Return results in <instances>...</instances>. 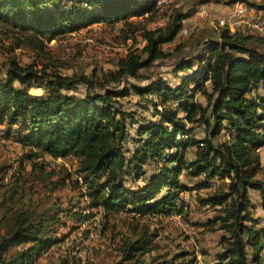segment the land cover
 Instances as JSON below:
<instances>
[{
    "label": "trees",
    "instance_id": "trees-1",
    "mask_svg": "<svg viewBox=\"0 0 264 264\" xmlns=\"http://www.w3.org/2000/svg\"><path fill=\"white\" fill-rule=\"evenodd\" d=\"M46 1L0 0V25L12 39L8 47L38 50L61 32L77 31L93 22L119 21L121 30L128 27L127 38L141 35L145 43L119 58L102 76L96 71L51 72L46 66L10 58L6 68L0 69V123L8 125L7 134L17 124L28 128L21 141L39 148L28 152L29 158L77 154L91 205L106 211L172 209L178 204L179 191L189 189L180 179L183 170L191 177L204 175L197 186H207L215 176L223 177L221 187L204 198L220 207L212 220H219L225 230L217 264H262L264 224L259 225L260 217L252 214L255 202L250 189L260 190L264 209V179L257 177L264 145V38L232 32L227 26L201 33L175 47L184 52L173 67L175 72L184 71L178 74V84L160 74L141 83L129 79L147 78L141 69L171 56L174 52L162 45L175 40L185 28V20L209 0L172 5L166 22L157 26H148L143 19L155 20L162 6L158 0H74L58 6H46ZM32 82H40L38 86L48 94L30 92ZM80 82L87 87L84 96L63 91L75 89ZM130 90L139 95L160 92L161 102H154L158 120L139 122L134 110L123 107L119 97ZM196 91L204 101L193 99ZM171 100L176 101L175 106L167 104ZM137 122L133 137L139 144L128 155L129 125ZM197 128L203 134L194 132ZM190 148L194 150L188 157ZM149 159L158 162V170L143 183L126 185L125 176L143 177ZM33 169L55 173L38 162H33ZM103 171L106 174L101 178ZM68 175L54 187L62 185ZM166 186L169 188L163 190ZM50 218L49 210L6 206L0 214V264H23L29 250L18 246L25 242L52 241L47 234ZM154 235L144 232L136 238L127 237L120 258L93 264H170L143 256L152 249ZM251 246L258 247L252 255ZM182 264L195 262L190 259Z\"/></svg>",
    "mask_w": 264,
    "mask_h": 264
},
{
    "label": "rangeland",
    "instance_id": "rangeland-1",
    "mask_svg": "<svg viewBox=\"0 0 264 264\" xmlns=\"http://www.w3.org/2000/svg\"><path fill=\"white\" fill-rule=\"evenodd\" d=\"M73 1L47 0L45 5H70ZM226 1L209 0L201 3L192 18L185 20L184 25L191 26L189 31L183 33L181 30L177 40L162 45L165 50L174 53L157 60L149 68L141 69L140 72L145 73L147 78L131 77L129 80L146 83L150 78L160 74L172 84H178L180 82L178 74H183L184 71L175 72L173 67L176 59L184 52L175 49L176 45L184 40L198 37L201 33L228 27V25L220 26V21L216 19V16L225 12L222 10L225 5L229 8L230 4ZM244 1L248 4L264 6V0ZM158 2L162 3V6L155 20L143 19L148 26L164 24L172 5L186 6L193 0H158ZM121 25L122 21L93 22L77 31L57 34L47 41L45 47L38 50L26 46L8 47L12 39L4 33L0 25V69H5L9 59L14 57L21 64L35 63L37 67L46 66L51 72L89 74L96 71L98 76H102L103 71L114 67L119 58L136 47H142L145 43L141 35L127 38L128 27L121 30ZM32 84L29 86L30 92L48 94L45 88L35 82ZM86 90V84L80 82L75 89L63 91L84 96ZM161 98L159 91L139 95L130 90L127 95L119 97V100L127 110L135 111L139 122L147 123L159 119L154 102L160 103ZM193 99L204 101L205 97L196 91ZM167 104L175 106L176 101L171 100ZM162 107L163 105L159 106ZM180 114L185 113L180 110ZM139 122L129 125L130 135L125 144L129 150L128 155H131L136 144H139L133 137L137 135ZM7 129L6 123H0V214L6 206L11 205L35 208L38 211L49 210L51 213V218L48 220L50 230L47 234L52 237V241L45 244L32 241L19 245L20 249L29 250V255L23 264H60L64 260L66 264L109 263L120 258L121 245L127 237L136 238L144 232L155 233L152 249L143 255L148 260H166L170 264H182L190 259H193L195 264H217L219 261L218 256L224 246L222 235L225 230L220 227L219 220L212 219L220 213V207L205 202L204 198L209 192L221 187L224 182L223 177L215 176L207 186H197L198 181L204 180V175L191 177L186 170H183L180 179L189 185V189H179L180 195L176 199L178 204L172 209L163 207L143 212L132 209L106 211L101 206L91 205V196L79 172L80 157L77 154L69 153L59 157L43 154L29 158L26 154L39 148L21 141V137L28 133V128L17 124L10 129L9 134ZM197 131L198 128L194 130ZM198 134L203 132L200 130ZM261 147L262 168L257 177L264 179V147ZM193 150L194 148L191 152V148L189 149L188 157L192 155ZM33 162L43 165L47 171L53 169L55 173L48 174L38 169L34 170ZM158 165L157 161L149 159L144 164L143 177L135 179L132 176H125V184L136 186L138 183H143L146 176L149 177L158 170ZM68 173L70 175L66 176L64 183L54 187L55 182ZM105 174L106 171H103L101 178H104ZM166 188L169 187L166 186L163 190ZM250 190H252L251 198L256 200L255 206L251 208L252 214L260 217L259 225L264 224L261 192L254 188ZM256 250H258L256 246L249 247L251 255ZM182 252H187L186 256H181ZM198 254L200 258L197 259Z\"/></svg>",
    "mask_w": 264,
    "mask_h": 264
},
{
    "label": "built area",
    "instance_id": "built-area-1",
    "mask_svg": "<svg viewBox=\"0 0 264 264\" xmlns=\"http://www.w3.org/2000/svg\"><path fill=\"white\" fill-rule=\"evenodd\" d=\"M221 25H229L232 32L242 31L253 35H264V7L259 4H248L244 0H235L226 12L216 16ZM191 26H185V33ZM200 258L199 254L197 259ZM264 260V246L262 248Z\"/></svg>",
    "mask_w": 264,
    "mask_h": 264
},
{
    "label": "crops",
    "instance_id": "crops-1",
    "mask_svg": "<svg viewBox=\"0 0 264 264\" xmlns=\"http://www.w3.org/2000/svg\"><path fill=\"white\" fill-rule=\"evenodd\" d=\"M218 4L221 5V3H218ZM226 6H227V5H225V8L222 9V10L225 11V12L228 10V7H226ZM229 7H230V6H229ZM191 18H192V16L189 17V18H187V19H191ZM194 19H195V18H194ZM184 26H185V25H184ZM179 35H180V34H179ZM179 35H178V36H179ZM178 36L175 38V40L178 39ZM262 147H264V145H263ZM262 147H261V148H262ZM251 191H252V190H250V192H251ZM252 198H253V197H252ZM253 201H256V200H254V198H253ZM255 203H256V202H255ZM261 207H262V206H261ZM262 209H263V207H262ZM263 210H264V209H263Z\"/></svg>",
    "mask_w": 264,
    "mask_h": 264
},
{
    "label": "bare ground",
    "instance_id": "bare-ground-1",
    "mask_svg": "<svg viewBox=\"0 0 264 264\" xmlns=\"http://www.w3.org/2000/svg\"><path fill=\"white\" fill-rule=\"evenodd\" d=\"M260 6V5H259ZM260 7H264V6H260ZM219 21V20H218ZM228 27H229V25H228ZM229 29H230V27H229ZM231 30V29H230ZM183 31V33H185V28L182 30ZM257 36H259V37H262V38H264V35H257ZM200 257V256H199ZM262 261H264V260H262Z\"/></svg>",
    "mask_w": 264,
    "mask_h": 264
}]
</instances>
